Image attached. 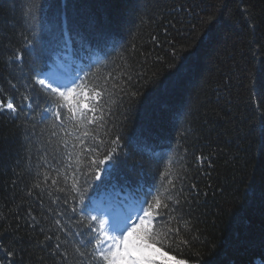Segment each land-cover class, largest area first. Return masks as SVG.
Wrapping results in <instances>:
<instances>
[{
  "label": "trees",
  "instance_id": "1",
  "mask_svg": "<svg viewBox=\"0 0 264 264\" xmlns=\"http://www.w3.org/2000/svg\"><path fill=\"white\" fill-rule=\"evenodd\" d=\"M42 2L45 7L42 18L49 4L57 3L63 10L67 3L70 16L91 13L102 24L111 22L115 44L110 42L105 48L106 58L105 53L100 55L107 70H116L120 84L113 97L119 107L111 105L112 115L107 127L122 135V160L123 153L128 154L114 173L112 183L118 189L123 187L125 192L135 190L139 184L155 183L161 168L158 157L183 156L187 149L188 175L195 177L190 182L197 183L200 191L198 203L193 204L189 227L199 240L191 247L182 248L177 258L184 259L187 264H264V200L260 196V190L264 189V139L250 131L252 121L248 119L245 105L248 89L234 79L231 103L228 102L229 94L223 90L227 77L238 74V67L253 62L259 67L264 63V54L258 50L255 60L252 59L248 48L252 34L240 12L241 7L250 9L257 22L256 39L264 42V0ZM26 3L27 0H0V83H5L9 77L25 83L24 78L33 71L54 72L59 77L78 66L81 59L85 62L96 59L79 51L78 46L67 52L57 49L50 57L41 55L48 26L37 24L36 39L41 43L37 45L36 54L26 57L22 68L6 65V37L11 38V46L15 47L21 42L19 33L29 28L21 20ZM183 7H192L201 17L215 14L225 20L231 19L227 25L200 24L198 18L180 11ZM169 22L176 27L172 28ZM192 24H196L195 30ZM165 27L169 35L165 34ZM153 35L158 37L159 44L151 39ZM171 39L178 42L174 60L167 55V40ZM157 57H164L166 62L157 63ZM173 64L175 67L170 66ZM121 72L123 76L132 74L133 80L127 87L135 85L134 90L139 94L131 104L128 97L119 92V87L125 86ZM141 73L149 77L155 73L154 79L159 86L145 87L144 81L137 84ZM247 84L248 81H243V85ZM33 95L38 107L31 119L39 131L44 127L39 122L45 104L38 93ZM51 120L50 117L45 124H50ZM21 123L31 128L23 117L20 121L0 117V213L7 217L0 223L5 227L9 223L13 225L8 232L0 228V233H4L5 243L23 238L17 246L26 250L23 255L25 264H29L28 255L32 252L29 240L34 234L24 227L23 221L19 231H14L13 214L24 195L22 189L29 183L27 170L35 167L37 157L46 148L50 159L53 146L35 138L29 143L25 129L18 127ZM98 131L104 135V129ZM194 152L210 157L212 167L205 164L206 175L190 166L195 160ZM18 174L22 179H17ZM13 181L17 183L14 185ZM249 185L255 186V195L248 191ZM48 206L45 197V207ZM64 222L75 230L74 220L65 218ZM36 238L43 239L42 236ZM32 264H36L35 256Z\"/></svg>",
  "mask_w": 264,
  "mask_h": 264
},
{
  "label": "snow or ice",
  "instance_id": "2",
  "mask_svg": "<svg viewBox=\"0 0 264 264\" xmlns=\"http://www.w3.org/2000/svg\"><path fill=\"white\" fill-rule=\"evenodd\" d=\"M180 11L198 18L200 24L227 25L231 19L225 20L215 14L201 17L192 7H183ZM44 12L42 0H27L21 20L29 28L19 33L21 42L15 47L11 46V38L6 37V65L22 68L25 58L36 54L37 45L41 43L36 39L37 24L48 26L41 55L50 57L57 49L67 52L78 46L79 51L96 59L91 62L81 59L78 66L59 77L54 72L33 71L24 78L25 83L14 77L6 79V86L0 83V117L7 116L13 121L23 117L31 128L24 123L18 127L25 129L29 143L35 138L53 146L50 159L46 148L37 157L35 167L27 170L29 183L22 189L24 195L13 214L14 231H19L23 221L24 227L34 234L29 240L32 248L29 264L34 256L36 264H187L177 256L181 255L182 248L191 247L199 240L192 235L189 225L193 204L198 203L200 196L198 184L190 182L195 177L188 175L187 149L183 156L158 157L161 168L155 183L139 184L130 192H125L123 187L118 189L112 178L128 154L124 152L122 160V135L118 130H109L107 125L112 115L111 105L119 107L113 97L117 95L120 80L116 70H107L100 55L105 53L110 42L115 44L111 22L102 24L91 13L70 16L67 3L63 10L57 3L49 4L42 18ZM240 12L252 34L248 48L254 61L257 50L264 54V42L256 39L254 14L246 7H241ZM170 26L176 27L171 23ZM192 29H196V24H192ZM164 31L170 34L167 27ZM151 39L159 44L157 36ZM177 44L175 39L167 40V55L173 60L177 57ZM106 56L107 53L104 58ZM156 62L162 64L166 60L157 57ZM170 66L175 67L174 64ZM237 73L227 77L223 90L229 94L228 102L231 103L234 79L248 89L245 105L248 119L252 121L250 131L264 139V63L259 67L254 62L244 64L238 67ZM155 75L138 74L137 84L144 81L145 87H158ZM123 79L125 86L119 87V92L127 96L131 104L139 94L134 90L135 85L127 87L133 80L132 74ZM243 81L248 84L243 85ZM34 93H38L45 104L39 122L44 127L39 131L31 119L38 107ZM50 117L51 123L45 124ZM98 129H104L103 136ZM147 151L152 152L151 149ZM193 155L195 160L190 166L206 175L205 164L212 167L210 157L202 152ZM17 179L22 177L18 174ZM16 183L13 181L14 185ZM248 191L255 195V186L249 185ZM260 196L264 200V189L260 190ZM45 197L48 207H45ZM65 218L75 221V230L64 222ZM6 220L7 217L0 213V222ZM0 228L8 232L13 225L9 223L5 227L0 223ZM22 240L20 237L5 243L4 233H0V264H25L23 254L26 250L17 246ZM170 252L175 255L170 256Z\"/></svg>",
  "mask_w": 264,
  "mask_h": 264
}]
</instances>
